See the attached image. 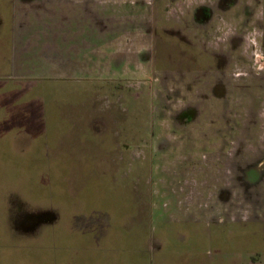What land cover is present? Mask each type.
I'll use <instances>...</instances> for the list:
<instances>
[{
    "label": "rangeland",
    "instance_id": "374dc122",
    "mask_svg": "<svg viewBox=\"0 0 264 264\" xmlns=\"http://www.w3.org/2000/svg\"><path fill=\"white\" fill-rule=\"evenodd\" d=\"M147 1L0 0V264H217L220 255L223 264H264V192L239 198L229 186L234 159L242 167L253 160L264 137L257 7L248 0L241 11L233 50L199 43L200 34H231L228 25L214 31L224 13L211 11L189 44L196 63L171 64L170 0ZM76 16L98 25L96 47L79 28L58 30ZM30 210L54 219L27 227ZM187 214L210 228L188 223L187 235ZM154 217L177 221L172 237ZM220 220L235 224L219 233ZM203 229H211L204 239Z\"/></svg>",
    "mask_w": 264,
    "mask_h": 264
},
{
    "label": "flooded vegetation",
    "instance_id": "af4514ba",
    "mask_svg": "<svg viewBox=\"0 0 264 264\" xmlns=\"http://www.w3.org/2000/svg\"><path fill=\"white\" fill-rule=\"evenodd\" d=\"M150 1L151 0H148L147 2L150 3ZM27 2L29 3V1ZM250 2L248 0H170L168 3L165 4L164 6L165 9L163 8L164 9L163 11H167L168 16L166 17L165 20L169 22L168 24H170V28H171L170 33L169 32L166 33V31H164V33H166V36L169 34L171 35V38L169 39V41L172 44L171 54L168 60L172 61L171 64H173V61L177 57H179L182 61L187 58L189 61L196 63L194 57L192 59L188 57L189 51H190L189 44H193V42L196 40L197 36L199 35V33L195 29L198 27L203 28L201 24L208 22V20L211 18L212 16L211 11H222L224 13V16L223 15L220 16L219 23L216 26H214V27H217L214 29V31L216 32V30H218V32H220V30H223L228 25L229 29L231 30L230 31L231 34H229L227 37H225L224 35L222 37L223 33H215V35H211L210 33H207L205 35L200 34L201 40L199 41V43L203 44V46L207 50L211 48V51H215L218 53L225 52L227 50H233L236 47V43H234L233 40L235 39L236 36L239 35V29L238 27H236L235 23L236 24L238 23V21L240 20L241 11H245L246 6ZM250 5H252V8L257 7L256 11H258L259 14L257 13L258 17L257 16L255 17V21L256 19L259 20V21H256V23L258 22L257 24L261 26V36L260 37L261 38L263 37L262 42L264 43V0H252ZM16 11H17V7L15 5L13 17H11V14H10V21L12 22V26H13V22L15 18L17 17V14H15ZM228 15H232L233 17L229 18L227 17ZM52 16L53 18L57 17L58 20L62 18L60 15L59 16L52 15ZM65 18L66 17L64 16V19ZM82 18L84 17L83 16L77 17L78 20H76L75 24L67 23L63 25V23L62 24L60 23L59 25L60 27L58 28V30L62 31V35H63V33L65 32L64 27L68 28L66 32L69 31V28L70 29L74 28L75 30L79 28L77 32L80 33L79 35L80 38L87 39L90 37L91 39L89 38L90 39L89 43H94L96 47L97 42L99 40L98 32L101 30L98 29L97 24L91 25L88 19L86 20L87 24L82 25V23H79V22H82ZM1 25L2 24L0 23V28L2 27ZM93 26L95 28V30L93 29V33H89V35L87 33L86 35L87 29H90ZM220 26L222 29H220ZM40 29H43V28H40ZM160 30L161 29L159 28L155 29V40L154 38H152V40H154V44H158L157 41L160 42L159 37L156 36L158 34L157 32H161ZM41 31H44V30H41ZM114 31L121 32V30L119 29L117 25L112 28V32ZM82 32H84V35H85L84 37H83ZM12 34H14V29L12 30ZM33 34L34 33H32L29 36L27 35V37L32 38L34 37ZM54 35L56 37L58 34L55 32ZM158 36H161V35H158ZM54 41L58 42L57 49H60V50L65 49L64 44H61V41H62L61 39L54 40ZM232 43H234V45ZM27 45H28V48H32L28 43ZM199 48H201V45H199ZM191 51L193 52V55H194L195 49L193 47H191ZM43 55L45 56V54ZM214 62L216 63L217 67L221 68L224 66L225 60L223 57L217 56L215 57ZM177 71L175 72L172 71L170 73L172 76H176L178 78L181 76L180 77L181 79H185V78L188 79L189 71H186L187 75L184 73H181L180 71L179 72ZM184 75L186 76L182 77ZM219 86L220 88L222 87V91L220 90ZM218 88H219V91L217 90V88H215L214 92L218 94V96H225L224 87L221 85H218ZM240 88H241L240 83H238L237 88L233 89L235 95L237 94V91L240 90ZM192 111L193 109L189 106L187 110H185L184 112V116L187 122L191 120L193 116ZM240 124H242L241 120H238V124L236 126V130L238 131H240V127H242ZM263 138L260 139L259 145H256V146L254 145V148H256V152L259 154L256 155L253 158V160H251L250 162H246L244 166L242 167V165L239 164V162L237 161V158L234 159L235 161L233 164L234 168H232V171H233L232 176H235V178H232V180L235 179L236 182L235 183L231 182L229 186L232 189L237 188V190L241 191L239 198L245 197V193H246V198H248L250 196V193H254V195L256 196H260L264 192V141L262 142ZM258 148H259V151H257ZM225 189H222L221 191H219V194H218L219 197L221 196L224 197L222 193L225 192ZM238 201L240 202V200ZM263 205H264V202L261 201L260 207H263ZM256 207L258 208L259 204H257ZM30 212H32V210H30L29 212L27 211V213H25L27 214L26 215L27 219L25 222L27 227H29L30 223H32V213Z\"/></svg>",
    "mask_w": 264,
    "mask_h": 264
},
{
    "label": "crops",
    "instance_id": "0c3cea01",
    "mask_svg": "<svg viewBox=\"0 0 264 264\" xmlns=\"http://www.w3.org/2000/svg\"><path fill=\"white\" fill-rule=\"evenodd\" d=\"M70 16V15H69ZM71 16H73V17H75V14H71ZM72 17V18H73ZM77 17V16H76ZM67 18V17H66ZM2 19V15H1V13H0V23H1V20ZM75 22L76 21H74V23L72 22V24H75ZM63 24H66V20H65V22H63ZM74 31H76L74 28H72ZM72 29H70L69 28V31H73ZM3 31V30H2ZM13 36H14V34H13ZM1 37H2V32H1V29H0V48H1V41H2V39H1ZM87 40V39H86ZM14 41V40H13ZM15 41H17V40H15ZM89 41H90V39H89ZM25 49H24V54L25 53H28V54H30L31 56H33V52H31L30 50H28V45H27V43L25 42ZM91 46V45H90ZM71 46H69V48H70ZM16 48H17V46H16ZM21 47H18L17 49H20ZM75 48V47H74ZM14 51V50H13ZM13 51H12V53H13ZM18 53V52H17ZM6 56H8V55H6ZM70 57H71V55H69ZM68 56V57H69ZM0 57H1V53H0ZM9 57H10V52H9ZM30 60H33V57L32 58H30L29 57V59L28 60H26V63H29L30 62ZM0 62H1V60H0ZM66 126H68V125H66V124H64V128H66ZM69 127V126H68ZM63 140H67V143H71V140H70V137H62V141ZM80 141H82V139H80L79 141H78V144L79 143H82V142H80ZM75 150H76V148H74ZM171 207V206H170ZM172 208V207H171ZM175 212H177L178 213V210H176ZM172 216V215H171ZM182 217V216H181ZM222 219H224V218H222ZM155 220V223H156V221H159V223H164V228H165V231H160V233H163V235H164V237L165 238H167V237H169V236H173L171 233L173 232V230H175V229H177V225L175 224V222H177V221H174V220H172V217H171V219L170 220H168V219H164V221H163V219H159V218H157L156 219V217H154L153 218V221ZM205 219L204 218H196L195 219V217H192V216H190L189 214H187V215H185V219H183V220H181V222H183V223H185L186 224V227H187V225H188V223H190L191 225L192 224H194V223H199V224H201V226L202 227H209V226H207V224H205V221H204ZM218 223L219 224V227H220V231H219V233H221L222 232V228H223V225H225L226 223L227 224H235V223H228V222H226V220L224 221V223L220 220V221H215L214 223ZM226 222V223H225ZM174 223V224H173ZM170 224H173V226L171 227L170 226ZM222 224V225H221ZM194 227V226H193ZM193 227H192V229H191V231L193 232ZM210 228V227H209ZM177 232H178V230H176ZM185 232H186V234L188 235L189 234V229H188V227L186 228V230H185ZM197 232H198V234L201 236V237H203V239L205 238V235H206V232H207V234H209V232H211V229H209V230H204L203 229V231H202V233L200 232L199 233V230H197ZM183 233H184V231H182V232H180V233H178V239L180 238V237H183ZM218 233V234H219ZM188 238H189V236H188ZM181 239V238H180ZM138 252H141V247L138 249ZM186 259H187V257H186ZM186 263L187 264H190V260L189 259H187L186 260ZM201 264H210L209 263V260H208V262L207 263H204V262H202ZM217 264H223V262H222V256L220 255V257L218 258V263Z\"/></svg>",
    "mask_w": 264,
    "mask_h": 264
},
{
    "label": "trees",
    "instance_id": "16d2710c",
    "mask_svg": "<svg viewBox=\"0 0 264 264\" xmlns=\"http://www.w3.org/2000/svg\"><path fill=\"white\" fill-rule=\"evenodd\" d=\"M40 212H41V210H36V211L34 210L32 212V222H33L32 226L37 224L39 222V220L42 221V216H41ZM118 258H120V257H118Z\"/></svg>",
    "mask_w": 264,
    "mask_h": 264
},
{
    "label": "water",
    "instance_id": "95a60500",
    "mask_svg": "<svg viewBox=\"0 0 264 264\" xmlns=\"http://www.w3.org/2000/svg\"><path fill=\"white\" fill-rule=\"evenodd\" d=\"M41 216H45V217H47L48 219H54V217L51 216L50 212L42 213ZM41 216H40V217H41Z\"/></svg>",
    "mask_w": 264,
    "mask_h": 264
}]
</instances>
